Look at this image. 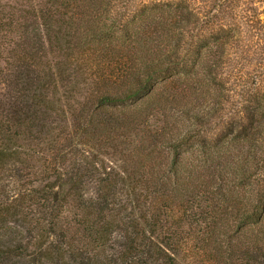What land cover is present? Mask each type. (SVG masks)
Wrapping results in <instances>:
<instances>
[{"label":"trees","instance_id":"16d2710c","mask_svg":"<svg viewBox=\"0 0 264 264\" xmlns=\"http://www.w3.org/2000/svg\"><path fill=\"white\" fill-rule=\"evenodd\" d=\"M256 1L0 0V264H264Z\"/></svg>","mask_w":264,"mask_h":264},{"label":"rangeland","instance_id":"374dc122","mask_svg":"<svg viewBox=\"0 0 264 264\" xmlns=\"http://www.w3.org/2000/svg\"><path fill=\"white\" fill-rule=\"evenodd\" d=\"M256 2L255 6L263 10L264 0L263 2ZM252 40L253 42L250 54H247L246 56L245 52L241 50L238 51L236 54L237 61L241 63L240 66H242L244 71L250 72L251 78L255 79V81H257L261 86H264V30L260 33L253 34ZM1 178L0 185L5 186L8 184L9 187L7 186V189H12V185L8 183L10 177L6 174Z\"/></svg>","mask_w":264,"mask_h":264}]
</instances>
